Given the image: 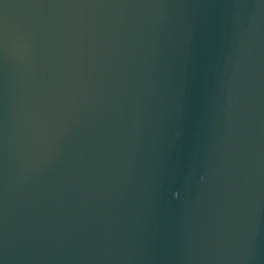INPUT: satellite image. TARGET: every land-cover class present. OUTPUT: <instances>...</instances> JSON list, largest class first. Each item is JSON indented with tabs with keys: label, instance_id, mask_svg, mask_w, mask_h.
Returning <instances> with one entry per match:
<instances>
[{
	"label": "water",
	"instance_id": "95a60500",
	"mask_svg": "<svg viewBox=\"0 0 264 264\" xmlns=\"http://www.w3.org/2000/svg\"><path fill=\"white\" fill-rule=\"evenodd\" d=\"M0 264H264V0H0Z\"/></svg>",
	"mask_w": 264,
	"mask_h": 264
}]
</instances>
